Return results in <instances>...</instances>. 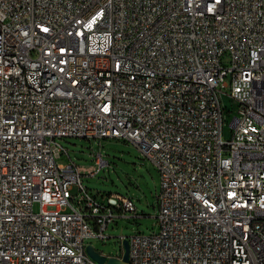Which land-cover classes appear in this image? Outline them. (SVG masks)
<instances>
[{
    "label": "built area",
    "instance_id": "obj_1",
    "mask_svg": "<svg viewBox=\"0 0 264 264\" xmlns=\"http://www.w3.org/2000/svg\"><path fill=\"white\" fill-rule=\"evenodd\" d=\"M65 138L156 169L130 264H264V0H0V264H96L85 241L135 215L81 184L99 154L56 163Z\"/></svg>",
    "mask_w": 264,
    "mask_h": 264
},
{
    "label": "rangeland",
    "instance_id": "obj_2",
    "mask_svg": "<svg viewBox=\"0 0 264 264\" xmlns=\"http://www.w3.org/2000/svg\"><path fill=\"white\" fill-rule=\"evenodd\" d=\"M227 63V58L222 59ZM224 108L223 139L228 138V112L233 105L225 97L221 98ZM66 154L60 156L55 151L57 164H67L69 160L86 171L98 169L95 160L97 155L106 163L96 175L83 174L81 184L100 201H105L109 195L129 198L135 208V215L128 218H118L105 231L110 238L101 241L89 239L85 245H91L97 253L103 256H120L122 249L118 240L120 236L150 235L157 233V194L159 193V175L156 169L145 160L137 148L121 140L105 139L101 141L79 138L57 139L55 141ZM76 194V188L72 190ZM132 217V218H131Z\"/></svg>",
    "mask_w": 264,
    "mask_h": 264
},
{
    "label": "water",
    "instance_id": "obj_3",
    "mask_svg": "<svg viewBox=\"0 0 264 264\" xmlns=\"http://www.w3.org/2000/svg\"><path fill=\"white\" fill-rule=\"evenodd\" d=\"M121 258H108L103 255H100L94 251L91 245L85 246L86 255L96 264H130L129 262V244L127 240H124L121 244Z\"/></svg>",
    "mask_w": 264,
    "mask_h": 264
}]
</instances>
